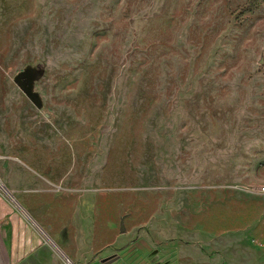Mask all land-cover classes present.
Returning a JSON list of instances; mask_svg holds the SVG:
<instances>
[{
	"label": "rangeland",
	"instance_id": "374dc122",
	"mask_svg": "<svg viewBox=\"0 0 264 264\" xmlns=\"http://www.w3.org/2000/svg\"><path fill=\"white\" fill-rule=\"evenodd\" d=\"M261 187L264 0H0V193L35 229L84 264H264Z\"/></svg>",
	"mask_w": 264,
	"mask_h": 264
},
{
	"label": "crops",
	"instance_id": "0c3cea01",
	"mask_svg": "<svg viewBox=\"0 0 264 264\" xmlns=\"http://www.w3.org/2000/svg\"><path fill=\"white\" fill-rule=\"evenodd\" d=\"M11 200L20 208L13 198ZM31 221L38 230L43 227L40 220ZM43 229L50 241H45L43 235L0 193V264H84L66 244L55 239L54 232Z\"/></svg>",
	"mask_w": 264,
	"mask_h": 264
},
{
	"label": "built area",
	"instance_id": "2783aa9c",
	"mask_svg": "<svg viewBox=\"0 0 264 264\" xmlns=\"http://www.w3.org/2000/svg\"><path fill=\"white\" fill-rule=\"evenodd\" d=\"M260 190H264V187H261V189Z\"/></svg>",
	"mask_w": 264,
	"mask_h": 264
},
{
	"label": "bare ground",
	"instance_id": "6f19581e",
	"mask_svg": "<svg viewBox=\"0 0 264 264\" xmlns=\"http://www.w3.org/2000/svg\"><path fill=\"white\" fill-rule=\"evenodd\" d=\"M28 216V215H27Z\"/></svg>",
	"mask_w": 264,
	"mask_h": 264
},
{
	"label": "water",
	"instance_id": "95a60500",
	"mask_svg": "<svg viewBox=\"0 0 264 264\" xmlns=\"http://www.w3.org/2000/svg\"><path fill=\"white\" fill-rule=\"evenodd\" d=\"M22 85V84H21Z\"/></svg>",
	"mask_w": 264,
	"mask_h": 264
}]
</instances>
